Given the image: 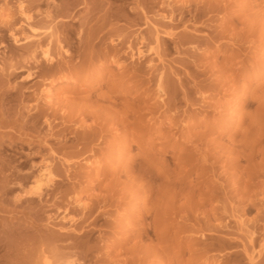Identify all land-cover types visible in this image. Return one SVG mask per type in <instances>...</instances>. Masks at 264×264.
I'll return each instance as SVG.
<instances>
[{
    "label": "rangeland",
    "instance_id": "rangeland-1",
    "mask_svg": "<svg viewBox=\"0 0 264 264\" xmlns=\"http://www.w3.org/2000/svg\"><path fill=\"white\" fill-rule=\"evenodd\" d=\"M45 262L264 264V0H0V264Z\"/></svg>",
    "mask_w": 264,
    "mask_h": 264
},
{
    "label": "bare ground",
    "instance_id": "bare-ground-1",
    "mask_svg": "<svg viewBox=\"0 0 264 264\" xmlns=\"http://www.w3.org/2000/svg\"><path fill=\"white\" fill-rule=\"evenodd\" d=\"M87 39H88V41H87L86 44H88V47L91 48V49H93V48L95 47L96 44L98 45V44H100V43L103 42V40H102V36L98 35V33H97V34L95 33V34L91 35V36L88 37ZM94 40H95V42H94ZM37 42H38V41H37ZM42 43H43V40H42V41L39 40V42H38L37 45L40 46ZM37 45H36V46H37ZM38 46H37V47H38ZM32 55H33V53H32ZM44 55L47 57V56H48V52H45ZM30 57H31V56H30ZM48 57H49V56H48ZM31 58H32V57H31ZM24 59H25V58H24ZM24 59H22V60H24ZM25 60H27V59H25ZM27 61H28V60H27ZM16 62H17V61H16ZM16 62H15V64H17ZM24 62L27 63L26 61H24ZM28 62H29V61H28ZM18 63H19V62H18ZM21 63H22V62H21ZM18 65H19V64H18ZM12 66H13V65H12ZM120 67H121V66H120ZM121 70H122V68H121ZM141 71H142V75H143L144 78H145V75H146L147 72H148L147 67L143 66L142 69H141ZM119 72H120V71L118 70L117 73H119ZM121 72H122V71H121ZM115 73H116V72H115ZM116 75H117V74H116ZM28 76H30V75H28ZM28 76H27V77H28ZM122 77H123V76H122ZM51 81H52V80H51ZM117 81H118V80H117ZM144 82H145V81H144ZM133 83H134V82H133ZM115 84H116V83H115ZM118 84H120V83H118ZM118 84H117V85H118ZM145 84H147V82H145ZM117 85H116V86H117ZM126 85H127V84H126ZM132 85H133V84H132ZM161 85H162V81L159 82L158 86L161 88ZM118 86H119V85H118ZM132 87H133V86H131V85L129 86V85H128V86H127L128 91H129V89L131 90ZM162 87H163V85H162ZM161 90H162V89H161ZM112 93H113V92H112ZM114 93H115V92H114ZM114 93L112 94V96H108V98H109L110 100H112V101H115L116 99H118V96H116ZM146 109H147V108H146ZM137 116H138V115H137ZM141 117H142V115H141ZM141 117H140V118H141ZM41 175H42V173H40V174L38 175V177H40ZM39 180H40V179H38L37 182H38ZM37 184H39V182H38ZM35 188H36V187H35ZM38 188H39V187H38ZM160 209H161V208H160ZM162 209H163V208H162ZM45 264H47V263L45 262Z\"/></svg>",
    "mask_w": 264,
    "mask_h": 264
}]
</instances>
